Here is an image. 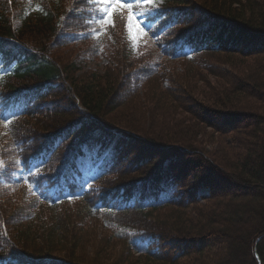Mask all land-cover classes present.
I'll return each mask as SVG.
<instances>
[{"label": "trees", "instance_id": "obj_1", "mask_svg": "<svg viewBox=\"0 0 264 264\" xmlns=\"http://www.w3.org/2000/svg\"><path fill=\"white\" fill-rule=\"evenodd\" d=\"M101 4L0 0V264H264V0H161L137 18L146 39L133 60L116 11L111 28L128 38L108 48L116 73L79 77L67 51ZM173 62L193 70L168 71ZM198 68L217 80L199 89ZM161 76L173 85L145 93L157 116L148 133L116 117L118 89L149 91ZM210 127L229 153L191 139ZM97 138L115 139L114 152L87 188L69 172ZM205 203L223 217L198 214Z\"/></svg>", "mask_w": 264, "mask_h": 264}, {"label": "rangeland", "instance_id": "obj_2", "mask_svg": "<svg viewBox=\"0 0 264 264\" xmlns=\"http://www.w3.org/2000/svg\"><path fill=\"white\" fill-rule=\"evenodd\" d=\"M159 3H160V0H155V5H158ZM118 13L121 16L123 23L126 24V22H127L126 17L128 16L127 10L126 9L118 10ZM100 18H102V11H101V16L99 17V19ZM112 20H113V18H112ZM113 26H114V23L112 25H103V24L98 23L97 24L98 29H104V31H105V28H107V30H106L107 35L105 36L104 39H100V38H102L100 35V32L95 31V30H91L87 34V36H84L83 34L80 35L78 38V41L76 43L72 44V47H70L68 49L70 51H67V52H72V54H73L72 56H70V58H72V64L74 65L75 73L79 77L85 75L88 72H94L95 71V72L99 73L102 70H108L107 72L110 74L116 73L115 71H113V67L114 68L117 67L116 64L118 63L119 59L117 60V58L114 57L115 53L112 52L111 49L108 50V48L110 47V43L115 44L117 42L115 40L116 38L118 39V42H117L118 44L120 43V41H123V44L127 45L126 40H128V38L126 37V35H124V31H122V30L121 31L120 30L114 31L111 28ZM132 31H133V35H132L133 38L131 39L132 42L130 43L128 40V45H127V50L130 49L129 59H131V60H133L136 57H139L143 53L142 50L144 48L145 39H146V35H144V33L141 35L140 33H138L136 31L135 28H133ZM118 35H120V36H118ZM86 37H88V38H86ZM90 43H96V45H97L96 51H95V49H93V50L86 49L87 45H89ZM118 44H116L115 46H118ZM81 50H87V51L82 53V52H80ZM113 50L117 51L116 47H114ZM67 52L64 51V54L68 55ZM118 55H119V53H118ZM211 61L212 60H210V62ZM213 61L216 65L219 64L218 60L213 59ZM183 65L184 64H181L178 62H173V63H169L167 65V69H168V71L174 70L176 72H179V74H180L182 71L181 69L185 68ZM191 68H188V67L185 68V71H186L185 73H187L188 70H193ZM199 70L201 72L194 71V74H196V78L199 80L198 82L200 83V85L197 84L199 89H203V88H205L206 84L213 83L214 81L217 80L215 75L206 73L205 69H204L205 71H203L202 69H199ZM179 76L181 77V75H179ZM124 77H125L124 75L121 76L120 82L123 81ZM172 80H173V78L168 80V79H165L163 76H161V77H159L158 81L155 84L150 85L149 91H146L148 88V85H146L147 83H144L143 85L139 84L135 89L132 87H128V88L123 89V90L118 89L116 101L119 100V102H121V105H119L115 109L114 113H117L116 117L120 118V119H122L124 117H129L130 120L135 121V123H136L135 126L136 127L138 126L137 129L139 131L142 130V131H144V133L145 132L148 133L147 131L151 130V129H149V127L151 126L150 120L148 119L149 115L151 114L153 116V119L156 118L157 116L154 115L153 113H151V110H153V108H156L155 107L156 105L154 104V102L152 100L150 102L146 101L147 95H145V93L151 92L152 89L155 87H157L159 90H162V86L170 87L173 85ZM218 80H220V79H218ZM197 86H196V88L191 89V91H193L196 96H199L197 93V91H198ZM145 88H146V90H145ZM133 92L135 94H133ZM180 94L181 93H179L178 95H180ZM69 104L70 103H66L64 105H66V108H69L70 107ZM62 109H64V108L62 107ZM175 118H177V116H175ZM157 120H159V119H157ZM153 125H155V124H153ZM197 133H199V131ZM206 133H207L206 137H204L203 135L200 136V135L196 134V135L192 136L191 139L194 140L198 145L202 146L201 148H203L204 150H206L207 152H209L213 155L218 154L216 152H219V150H223V148H224L225 152H228V150L230 152L229 146L226 147L223 139H221V137H220V134L216 133L212 127L208 128ZM187 139L188 138H186L184 140H187ZM96 143H98V145L94 146L91 149H87L84 147L83 150H85L86 152L84 151V156L81 158V160L77 164V172H79L80 178H82L84 180V182L87 183V185H92L94 183L96 175L99 172L101 165L105 161V158L103 156V154H105V153H103L102 151L98 152V150H99L98 148L100 147L99 141H95V144ZM142 153H143V151H142ZM105 156L107 157V154H105ZM218 163H219V161H218ZM193 170L194 169H191V170L186 169V171H187L186 175L187 176L196 175L199 178H209V181L212 183L217 181V179L214 177L215 175H213L210 172H205V170H202V171H197V170L193 171ZM74 173H75V170H74L73 174ZM192 183H193V181H190V180L188 181V185H190ZM203 193L207 194V192H205V191ZM219 205L220 204L216 205V208ZM181 208L182 207H180V206L179 207L176 206L173 208V210L174 211L180 210L185 215L187 214V217H188L187 219L197 217V215L201 214V213H202L201 214L202 217L206 216L207 218H210L209 215L211 217H212V215L215 216V217H212L210 219H217V218L223 217V215H224V213H223L224 208H222V209L218 208L217 211H213V210H211L213 208L211 206V204H208L206 206V203L199 208L200 210H198V212H197L198 214H196V215L191 210H183ZM196 209H198V208H196ZM162 214H165V213H162ZM159 215H160L159 217H161V213H159ZM192 220H194V219H192ZM100 228H101L100 226H98L96 228V232L98 234L100 232ZM81 229L82 228L79 229L77 235H79ZM232 259L233 258H230V264L232 263ZM236 260L237 259H235V261ZM233 261H234V259H233ZM237 262H238V260H237Z\"/></svg>", "mask_w": 264, "mask_h": 264}, {"label": "snow or ice", "instance_id": "obj_3", "mask_svg": "<svg viewBox=\"0 0 264 264\" xmlns=\"http://www.w3.org/2000/svg\"><path fill=\"white\" fill-rule=\"evenodd\" d=\"M104 4L102 9V18L98 19L96 22L103 25H112V15L118 10L127 9L128 16L126 17V31L129 34L130 39H132V30L136 29L138 33L143 34V29L140 27L141 22L137 19L141 15H145L147 11H150L152 7H155V0H135L132 2H123V0H100ZM145 8V12L134 11V8ZM98 34V33H97ZM138 38V37H137ZM10 121L7 118L4 119V126L6 127Z\"/></svg>", "mask_w": 264, "mask_h": 264}]
</instances>
